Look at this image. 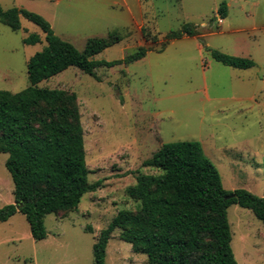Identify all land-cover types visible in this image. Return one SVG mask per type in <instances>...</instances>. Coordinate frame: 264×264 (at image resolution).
Masks as SVG:
<instances>
[{
    "label": "rangeland",
    "instance_id": "rangeland-1",
    "mask_svg": "<svg viewBox=\"0 0 264 264\" xmlns=\"http://www.w3.org/2000/svg\"><path fill=\"white\" fill-rule=\"evenodd\" d=\"M226 4V16L217 8ZM3 10L18 7L42 15L54 33L84 50L89 41L107 46L90 56L122 59L140 46L150 50L129 64L95 69L96 77L69 67L40 86L76 94L83 127L88 181L78 208L44 218L47 236L34 240L25 216L0 222V264H94L92 245L119 210L138 202L126 188L162 143L200 142L227 190L264 194V0H0ZM19 30L0 21V90L29 85L28 59L45 45V33L20 17ZM191 23L197 36L169 41L165 35ZM37 34L39 41L24 38ZM252 59L248 69L215 60L211 50ZM0 152V207L12 203L13 182ZM231 248L238 264H264V223L251 210L227 208ZM115 229L106 264H144Z\"/></svg>",
    "mask_w": 264,
    "mask_h": 264
},
{
    "label": "trees",
    "instance_id": "trees-1",
    "mask_svg": "<svg viewBox=\"0 0 264 264\" xmlns=\"http://www.w3.org/2000/svg\"><path fill=\"white\" fill-rule=\"evenodd\" d=\"M226 9L221 2L220 18L226 16ZM21 16L40 27L46 45L27 61V87L17 92L0 90V152L7 154L4 164L14 197L0 207V222L20 212L33 239L42 240L47 236L45 216L77 209L81 197L99 188L101 181L89 183L87 178L90 171L76 94L40 83L71 66L96 77V68L132 63L150 49L140 46L122 59L95 60L90 56L107 46L104 40L89 41L81 51L56 35L42 15L0 7V21L12 30H19ZM198 34L195 26L186 23L165 35L159 51L171 40ZM38 41L37 34L24 38L27 44ZM210 52L233 68L255 65L249 58ZM142 165L159 172L139 174L126 188L138 208L119 210L99 231L92 245L94 264H106V247L116 228L134 252L147 255L144 264H238L231 248L227 208L231 204L247 208L264 223V194L225 189L218 169L194 140L162 143Z\"/></svg>",
    "mask_w": 264,
    "mask_h": 264
},
{
    "label": "crops",
    "instance_id": "crops-1",
    "mask_svg": "<svg viewBox=\"0 0 264 264\" xmlns=\"http://www.w3.org/2000/svg\"><path fill=\"white\" fill-rule=\"evenodd\" d=\"M235 256V255H234Z\"/></svg>",
    "mask_w": 264,
    "mask_h": 264
}]
</instances>
